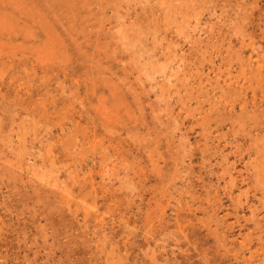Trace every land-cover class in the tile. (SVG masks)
I'll return each instance as SVG.
<instances>
[{"label":"rangeland","instance_id":"1","mask_svg":"<svg viewBox=\"0 0 264 264\" xmlns=\"http://www.w3.org/2000/svg\"><path fill=\"white\" fill-rule=\"evenodd\" d=\"M0 264H264V0H0Z\"/></svg>","mask_w":264,"mask_h":264},{"label":"bare ground","instance_id":"2","mask_svg":"<svg viewBox=\"0 0 264 264\" xmlns=\"http://www.w3.org/2000/svg\"><path fill=\"white\" fill-rule=\"evenodd\" d=\"M141 6V5H140ZM100 7V6H99Z\"/></svg>","mask_w":264,"mask_h":264}]
</instances>
